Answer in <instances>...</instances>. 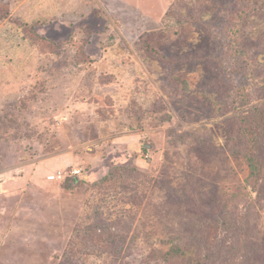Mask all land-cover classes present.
Instances as JSON below:
<instances>
[{
	"label": "rangeland",
	"instance_id": "1",
	"mask_svg": "<svg viewBox=\"0 0 264 264\" xmlns=\"http://www.w3.org/2000/svg\"><path fill=\"white\" fill-rule=\"evenodd\" d=\"M255 108L264 0H0V264H264Z\"/></svg>",
	"mask_w": 264,
	"mask_h": 264
},
{
	"label": "crops",
	"instance_id": "2",
	"mask_svg": "<svg viewBox=\"0 0 264 264\" xmlns=\"http://www.w3.org/2000/svg\"><path fill=\"white\" fill-rule=\"evenodd\" d=\"M56 165L58 166V164ZM44 167L46 166L44 165ZM49 167H46V169H44L43 171L41 170V166H40L38 171L42 175L43 173H45L44 177H46L47 174L53 173L52 169ZM27 174L28 173H24L21 176L17 175V176H11L9 178L7 177L8 176L7 173L6 175L3 176V179H0V217L7 216L9 218V221L15 219V217L17 216L19 217L22 215L23 217H25L26 214L28 213L29 208L23 205L24 203L23 200L29 194H32L34 190L36 194H39V192L42 190V187L48 186L47 182L52 181V180H46L45 182V180L39 178L38 175L36 176L33 175V173L29 174L31 176L33 175L32 176L33 181H32L31 176H28ZM58 190L60 191V189ZM46 194L50 196V194L53 193L46 192Z\"/></svg>",
	"mask_w": 264,
	"mask_h": 264
},
{
	"label": "trees",
	"instance_id": "3",
	"mask_svg": "<svg viewBox=\"0 0 264 264\" xmlns=\"http://www.w3.org/2000/svg\"><path fill=\"white\" fill-rule=\"evenodd\" d=\"M258 110H259L258 108H255L252 112H249V110H247L246 112L243 113L244 116L242 117V120L244 121L242 133L247 138L249 147L251 148L253 144L254 147H257V145L261 146L262 144H264V142H262L261 144L260 141L262 139L264 140V115L263 117H261L258 114L259 113ZM253 122H255V124ZM252 125H254L255 127H253ZM255 132L261 135H254ZM246 160L248 162V166L250 167L251 172L252 170H254L255 173H257V170H259V166L261 165H259L258 160L255 158V156L251 155V149L248 152ZM63 180H65V178L61 179V181ZM75 181H76V176H74L73 178V182Z\"/></svg>",
	"mask_w": 264,
	"mask_h": 264
},
{
	"label": "built area",
	"instance_id": "4",
	"mask_svg": "<svg viewBox=\"0 0 264 264\" xmlns=\"http://www.w3.org/2000/svg\"><path fill=\"white\" fill-rule=\"evenodd\" d=\"M79 173H80V169L79 168H74L72 170V174H79ZM48 178L50 180H57V179L60 180V179H62L64 177H63L62 173L60 171H58V173H55L53 175H50Z\"/></svg>",
	"mask_w": 264,
	"mask_h": 264
}]
</instances>
